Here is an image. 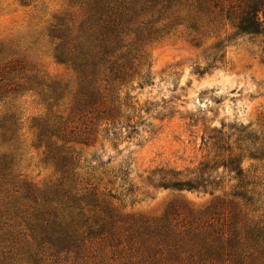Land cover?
Wrapping results in <instances>:
<instances>
[{"label": "trees", "instance_id": "trees-1", "mask_svg": "<svg viewBox=\"0 0 264 264\" xmlns=\"http://www.w3.org/2000/svg\"><path fill=\"white\" fill-rule=\"evenodd\" d=\"M68 3L77 14L64 13L47 29L53 59L68 80L49 79L17 45L0 43V264H264V223L247 211L256 209L242 168L244 159H264V131L235 130L242 146L234 148L226 133L213 129L206 143L216 154L192 177L160 169L141 179L154 190L222 193L202 212L185 215L174 203L156 219L131 216L114 204L139 191L129 169L107 170L110 159L82 149L98 137L116 147L122 134L139 136L144 124L133 123L138 111L129 87L135 80L140 88L148 84L144 49L158 33L154 25L165 20L193 30L203 13L231 22L238 35L263 36L264 0ZM27 93L46 110L31 126L55 178L42 186L23 178L18 165L15 103ZM220 168L236 182L230 193L213 178ZM117 183L121 193L106 189Z\"/></svg>", "mask_w": 264, "mask_h": 264}, {"label": "rangeland", "instance_id": "rangeland-1", "mask_svg": "<svg viewBox=\"0 0 264 264\" xmlns=\"http://www.w3.org/2000/svg\"><path fill=\"white\" fill-rule=\"evenodd\" d=\"M64 13L77 14L68 0H31L28 5L22 0H0V43L17 45L49 79L66 81L69 75L54 61L47 37L54 19ZM201 15L192 31L185 25H166L165 20L154 25L158 33L144 49L148 84L140 88L135 80L129 87L131 104L138 111L133 123L144 124L136 129L139 136L127 140L122 134L116 147L98 137L96 144L82 148L88 157L110 159L107 170L129 169V180L139 191L114 204L131 216L156 219L174 203L184 208L180 211L185 215L206 210L221 192L154 190L143 187L141 179L160 169L192 177L202 162L216 154L206 143L213 129L226 133L234 148L242 146L235 130L264 131V35H238L226 19ZM15 104L20 113L19 170L28 182L42 186L55 178L35 145L31 126L46 110L32 93L18 97ZM242 168L256 212L246 209L264 223V159H244ZM216 173L215 182L221 181L222 191L230 193L236 182L221 168ZM119 186L106 189L119 194Z\"/></svg>", "mask_w": 264, "mask_h": 264}]
</instances>
